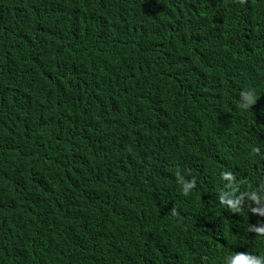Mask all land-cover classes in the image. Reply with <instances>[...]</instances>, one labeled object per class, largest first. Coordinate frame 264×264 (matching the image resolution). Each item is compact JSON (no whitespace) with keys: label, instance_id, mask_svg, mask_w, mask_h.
<instances>
[{"label":"trees","instance_id":"trees-1","mask_svg":"<svg viewBox=\"0 0 264 264\" xmlns=\"http://www.w3.org/2000/svg\"><path fill=\"white\" fill-rule=\"evenodd\" d=\"M260 227L264 0H0V264H229Z\"/></svg>","mask_w":264,"mask_h":264},{"label":"clouds","instance_id":"clouds-1","mask_svg":"<svg viewBox=\"0 0 264 264\" xmlns=\"http://www.w3.org/2000/svg\"><path fill=\"white\" fill-rule=\"evenodd\" d=\"M254 102L251 98L249 97V103ZM257 233L264 234V227H260L255 229ZM226 259L229 261V264H231L232 261H238L240 264H245V262H250V264H264V258H259L256 256H252L249 254L245 253H237L235 255H230L226 257Z\"/></svg>","mask_w":264,"mask_h":264}]
</instances>
